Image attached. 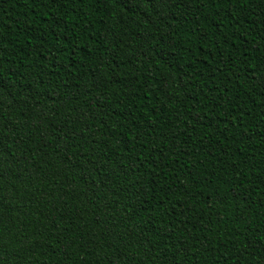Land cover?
Instances as JSON below:
<instances>
[{
    "label": "trees",
    "instance_id": "trees-1",
    "mask_svg": "<svg viewBox=\"0 0 264 264\" xmlns=\"http://www.w3.org/2000/svg\"><path fill=\"white\" fill-rule=\"evenodd\" d=\"M0 264H264V0H0Z\"/></svg>",
    "mask_w": 264,
    "mask_h": 264
}]
</instances>
